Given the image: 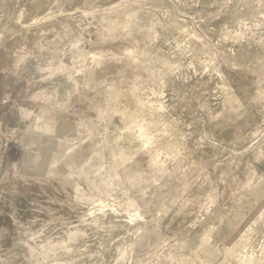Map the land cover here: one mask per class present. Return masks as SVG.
Masks as SVG:
<instances>
[{
  "label": "rangeland",
  "instance_id": "rangeland-1",
  "mask_svg": "<svg viewBox=\"0 0 264 264\" xmlns=\"http://www.w3.org/2000/svg\"><path fill=\"white\" fill-rule=\"evenodd\" d=\"M48 43L0 264H264V0H0V75Z\"/></svg>",
  "mask_w": 264,
  "mask_h": 264
},
{
  "label": "crops",
  "instance_id": "crops-1",
  "mask_svg": "<svg viewBox=\"0 0 264 264\" xmlns=\"http://www.w3.org/2000/svg\"><path fill=\"white\" fill-rule=\"evenodd\" d=\"M44 48L40 55L27 57L18 68L0 75V189L7 179L26 170L30 135L47 140L43 124L48 123L47 110L51 109L40 105L54 94L59 82L52 72L58 56L49 43Z\"/></svg>",
  "mask_w": 264,
  "mask_h": 264
},
{
  "label": "bare ground",
  "instance_id": "bare-ground-1",
  "mask_svg": "<svg viewBox=\"0 0 264 264\" xmlns=\"http://www.w3.org/2000/svg\"><path fill=\"white\" fill-rule=\"evenodd\" d=\"M27 33H28V32H27ZM233 53H234V51H233ZM234 66L237 67V66H238L237 63H235ZM245 72H246V71H245ZM144 107H145V106H144ZM116 114H118V113H116ZM118 115H119V114H118ZM138 131H139V134H143V133L146 131V127H145L144 125H141V126L139 127V130H138ZM116 152H117V151H116ZM136 213H137V212H136ZM136 215H137V214H136ZM136 215H135V216H136ZM138 215H139V214H138ZM138 215H137V216H138ZM227 249H228V248H227ZM236 253H237V251H236ZM231 260H232V259H231ZM233 263H234V262H233Z\"/></svg>",
  "mask_w": 264,
  "mask_h": 264
}]
</instances>
